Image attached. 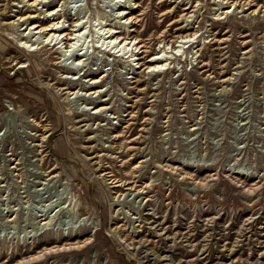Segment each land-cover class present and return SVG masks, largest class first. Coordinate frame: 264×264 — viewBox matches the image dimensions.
<instances>
[{"label": "rangeland", "instance_id": "obj_1", "mask_svg": "<svg viewBox=\"0 0 264 264\" xmlns=\"http://www.w3.org/2000/svg\"><path fill=\"white\" fill-rule=\"evenodd\" d=\"M0 264H264V0H0Z\"/></svg>", "mask_w": 264, "mask_h": 264}, {"label": "bare ground", "instance_id": "obj_2", "mask_svg": "<svg viewBox=\"0 0 264 264\" xmlns=\"http://www.w3.org/2000/svg\"><path fill=\"white\" fill-rule=\"evenodd\" d=\"M36 0H33V2H35ZM36 6V5H35ZM119 6H121V5H119ZM120 11H119V13L120 14H123L124 13V10L123 9H119ZM126 12V11H125ZM127 14H128V12H127ZM129 18H131V17H129ZM126 19H128V17L126 18ZM130 20H132V19H130ZM78 24H79V22H78ZM80 24H81V22H80ZM75 24H73V26H74ZM62 26V25H61ZM60 26V27H61ZM79 26V25H78ZM36 27H39V32L41 31V32H43L44 30H47L48 32L49 31H53L52 33H50L48 36H46L45 37V40H48L47 42L48 43H50L51 41H54V38L56 39L57 38V36H59V35H61V40H62V37H64V41H63V43H64V47H65V51H73L74 52V48H76L75 46H76V43L77 42H75L76 40L77 41H79L78 39H75V38H77V37H79V34H80V30H81V28L82 27H80L79 26V28H75V29H71V32L69 33V35H68V33L67 32H65V28L64 27H62L61 29H59V32L55 35V33H56V31H58V30H56L59 26H54V24H49V25H47V26H39L38 24H36V23H33L32 25H31V28H36ZM69 28V27H68ZM67 28V29H68ZM48 32H46V33H48ZM107 32H110V34L107 36L106 35V37H110V39L106 42V41H104V42H106L107 43V45L106 46H108L110 43H114L111 47H110V49L113 47L114 49H113V51H112V53H114V52H118L119 50H124V49H126V47H125V45H128L129 44V42H127V43H125V44H121V48L120 49H118L119 48V46H120V43L122 42V41H125V39H124V37H121V36H119V35H115V33L117 32V31H111L110 29H108V31ZM72 33H76V34H73V35H76V36H74L73 37V35H72ZM81 35V34H80ZM105 37V36H104ZM183 37H187V36H183ZM75 39V41H73ZM118 39V42L117 43H115L116 42V40ZM181 39V38H180ZM186 39H188V38H186ZM136 40V39H135ZM56 41V40H55ZM180 41V40H179ZM53 43V42H52ZM124 43V42H123ZM140 43V41L139 40H136V43H135V46L134 47H137V48H139V49H141L142 48V45H140L139 44ZM184 43V42H183ZM54 44H55V42H54ZM79 45H80V43H79ZM176 46H178V45H176ZM100 47V46H99ZM118 47V48H117ZM116 48H117V50H116ZM173 48H175V46H173ZM109 49V50H110ZM108 50V49H107ZM142 51V50H141ZM122 52V51H121ZM121 52H119V53H121ZM127 52V51H126ZM123 53H125V51L123 52ZM175 53L176 52H174L173 54L175 55ZM71 55H74V60L76 61V63L77 64H79V62L81 61V57H82V55H80V54H72L71 53ZM116 55V54H115ZM125 56V55H124ZM167 59H168V56H166L165 54L164 55H159V53H156V54H154L153 56H151V58H149V64H148V68L150 69V70H154L155 68L156 69H160L164 64H165V62L167 61ZM75 63V62H74ZM76 66V65H75ZM89 79H92L91 81H92V83H96V82H98V81H100V79L99 78H89ZM71 93H73V92H71ZM92 93V92H91ZM103 108V107H102ZM100 109H101V107H100Z\"/></svg>", "mask_w": 264, "mask_h": 264}]
</instances>
